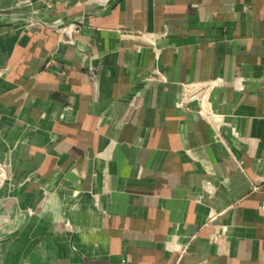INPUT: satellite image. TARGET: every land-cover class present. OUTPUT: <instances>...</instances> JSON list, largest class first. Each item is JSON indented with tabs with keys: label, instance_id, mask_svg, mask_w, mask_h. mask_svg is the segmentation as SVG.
I'll list each match as a JSON object with an SVG mask.
<instances>
[{
	"label": "crops",
	"instance_id": "obj_1",
	"mask_svg": "<svg viewBox=\"0 0 264 264\" xmlns=\"http://www.w3.org/2000/svg\"><path fill=\"white\" fill-rule=\"evenodd\" d=\"M0 163V264H264V0H0Z\"/></svg>",
	"mask_w": 264,
	"mask_h": 264
},
{
	"label": "built area",
	"instance_id": "obj_2",
	"mask_svg": "<svg viewBox=\"0 0 264 264\" xmlns=\"http://www.w3.org/2000/svg\"><path fill=\"white\" fill-rule=\"evenodd\" d=\"M53 28L61 42L65 44L73 45L75 42V35L79 32V26L76 24H61L55 22L50 26ZM154 54L157 55V51L153 50ZM222 85V79L216 78L205 82H191L180 84V98L175 104V108L187 110L190 104H196L198 107V114L203 118L214 130V137L217 141H221L219 128L223 124V116L216 114L211 108L209 101L210 92ZM136 98V97H135ZM133 98V100H135ZM132 100V101H133ZM10 177V164L0 163V186L5 180ZM257 184H252V189H256ZM213 218H207L205 226H209ZM67 225V224H65ZM1 226V223H0ZM209 241L213 244H217L221 238V233L213 232L209 237ZM181 253L184 250L180 251Z\"/></svg>",
	"mask_w": 264,
	"mask_h": 264
}]
</instances>
